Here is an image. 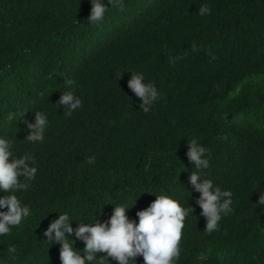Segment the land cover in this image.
I'll use <instances>...</instances> for the list:
<instances>
[{"label":"trees","instance_id":"1","mask_svg":"<svg viewBox=\"0 0 264 264\" xmlns=\"http://www.w3.org/2000/svg\"><path fill=\"white\" fill-rule=\"evenodd\" d=\"M202 5L210 14H198ZM90 7L89 0H0V135L37 167L29 188L16 193L33 215L0 236V259L60 264L59 245L43 237L57 213L91 219L93 204L131 206L137 198L126 210L135 220L153 193L193 209L177 264H264V0H123L97 24L87 23ZM130 72H142L161 94L148 112L127 87ZM68 90L82 100L70 116L55 107ZM20 110L29 123L34 112L47 114L42 143L25 140L24 123L7 121ZM192 139L209 150L201 175L233 193V211L210 234L188 181ZM113 208L94 212L93 223L106 222ZM74 248L82 252L83 242ZM201 252L207 261H197Z\"/></svg>","mask_w":264,"mask_h":264},{"label":"clouds","instance_id":"2","mask_svg":"<svg viewBox=\"0 0 264 264\" xmlns=\"http://www.w3.org/2000/svg\"><path fill=\"white\" fill-rule=\"evenodd\" d=\"M89 3L91 7L87 17L88 24L101 22L110 6L123 7V0H89ZM198 14H210L209 7L200 6ZM130 73L127 87L140 98V108L148 112L161 94L153 83L145 82L142 72ZM65 83L71 86L73 81L68 80ZM60 105L64 106L63 110L66 109V115L70 116L81 108L82 100L72 90L63 91L55 107ZM28 112H10L7 121L24 123L29 133L25 140L42 143L49 124L47 114L44 111L32 112L34 121L29 123L24 120ZM18 116L22 119H17ZM186 146L187 160L193 166L192 169H195L189 175L188 181L192 189L200 194L195 203L202 210L200 215L206 219L204 231L210 234L218 229L222 217L233 211V193L222 190L212 180L201 175L203 170L209 168V150L197 139L188 141ZM88 163H94V157H89ZM184 171L187 169L184 168ZM36 172L34 157L29 153L17 157L13 150V140L0 135V193L3 194L0 195V236L11 234L13 228L19 227L33 215L30 207L22 204L16 193L29 188V182L35 178ZM20 177L22 179H18ZM184 192L189 196L187 191ZM150 194L155 195L154 202L144 210L137 211L135 220L126 215V210L132 208L137 198L131 206L126 202L93 204L90 207L95 210L90 212L91 219H86L83 214L73 217L67 211L57 213L58 218L51 221L43 232L44 241L49 245H59L60 264H110L109 258L115 264H135L136 257H142L143 264H177L181 254L180 241L184 222L193 209L182 206L179 199L171 195ZM258 203L264 204L262 192L259 194ZM109 204L114 205L110 218L106 222L93 223L94 212L99 215L101 208ZM72 223L77 225L75 229L71 227ZM76 240L83 242L82 252L74 248ZM7 251L9 257L15 259V245H10ZM97 253L105 255L97 257ZM207 255L206 252L198 253L196 259L207 261ZM0 264H6V261L0 259Z\"/></svg>","mask_w":264,"mask_h":264},{"label":"bare ground","instance_id":"3","mask_svg":"<svg viewBox=\"0 0 264 264\" xmlns=\"http://www.w3.org/2000/svg\"><path fill=\"white\" fill-rule=\"evenodd\" d=\"M118 32V31H117ZM128 36V35H127ZM120 54V53H119ZM142 65V64H141ZM118 66V65H117ZM150 75V74H149Z\"/></svg>","mask_w":264,"mask_h":264}]
</instances>
